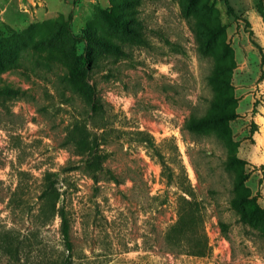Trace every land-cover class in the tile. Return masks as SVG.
<instances>
[{"label": "rangeland", "instance_id": "374dc122", "mask_svg": "<svg viewBox=\"0 0 264 264\" xmlns=\"http://www.w3.org/2000/svg\"><path fill=\"white\" fill-rule=\"evenodd\" d=\"M244 193L264 0H0V264H264Z\"/></svg>", "mask_w": 264, "mask_h": 264}, {"label": "trees", "instance_id": "16d2710c", "mask_svg": "<svg viewBox=\"0 0 264 264\" xmlns=\"http://www.w3.org/2000/svg\"><path fill=\"white\" fill-rule=\"evenodd\" d=\"M112 19V22L114 25H118L121 23V20ZM237 116V114H236ZM102 155V154H101ZM100 154H97L91 158L90 165L88 166L91 169H98L101 164L102 156ZM160 155V154H159ZM104 157V156H103ZM163 161V160H162ZM165 167V162H162ZM170 173L168 174V179H170ZM43 195L45 196V199L50 200V204L52 206V209L55 210L56 202L59 198L60 192H58V189L55 185V180L50 179L49 182L45 185L43 189ZM241 201H238V204L240 205L239 209V215L241 217V224L244 226H248L251 229L257 230L259 232V236L262 240H264V209L254 201L253 197L250 194H242L240 195ZM188 201V200H186ZM189 202V201H188ZM191 212L195 210L194 208L190 209ZM57 212L59 213L60 219H61V234L64 239L65 245L67 248L71 247L70 242V235H69V229L70 224L68 217L66 213L64 212V209L62 207L57 209ZM197 215L195 217V214L192 213V220L196 222ZM174 230H177V223L173 225L170 228V232H173ZM181 244H184L182 242H179ZM189 245V244H188ZM191 246V245H190ZM192 247H196L197 250L194 251L197 254H201L202 250L205 248V243L200 242V240L195 243Z\"/></svg>", "mask_w": 264, "mask_h": 264}]
</instances>
